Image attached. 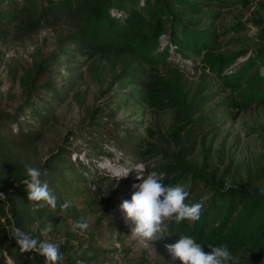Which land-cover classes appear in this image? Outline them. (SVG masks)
I'll list each match as a JSON object with an SVG mask.
<instances>
[{"label": "rangeland", "instance_id": "obj_1", "mask_svg": "<svg viewBox=\"0 0 264 264\" xmlns=\"http://www.w3.org/2000/svg\"><path fill=\"white\" fill-rule=\"evenodd\" d=\"M43 1L27 0L22 6L0 0V115L14 117L3 135L7 142L0 144L5 189L27 177L28 166L41 168L56 155L58 170L51 177L57 183H47L57 207L33 210L35 202L24 194L35 220L30 228L35 239L57 244L91 239L87 264H181L165 247L180 237L170 231V221L161 226L157 240L144 241L131 234L133 225L120 210L138 190L133 188L142 182L138 174L146 177L180 152L170 134L181 123L168 100L152 96L161 94L151 83L156 77L169 80L171 68L180 70L188 100L197 97L194 119L206 118L189 139L185 130L180 134L191 149L187 161L197 168L207 164L226 187L264 189V102L256 99L237 108L241 90L205 68L207 49L180 54L168 34L159 39L160 51L171 57L150 65L135 53L95 51L70 41L79 26L74 14L44 16L48 22L29 33L16 20L8 21L11 16L38 21ZM169 2L184 24L202 34L213 32L217 44L208 50L234 57L226 74L239 72L264 47V0ZM112 12L124 21V12ZM65 66L67 78L60 72ZM155 147L164 154L144 155ZM124 169L131 171L123 178ZM196 193L193 203L205 205L210 195L200 189ZM65 202L70 207L62 209ZM81 219L89 225L84 231L75 227ZM48 220L53 230L45 235ZM250 255L238 256L232 264H264Z\"/></svg>", "mask_w": 264, "mask_h": 264}, {"label": "trees", "instance_id": "obj_2", "mask_svg": "<svg viewBox=\"0 0 264 264\" xmlns=\"http://www.w3.org/2000/svg\"><path fill=\"white\" fill-rule=\"evenodd\" d=\"M253 1V0H248ZM19 2L18 5H26L27 0H10ZM43 14L34 22L27 18L15 19L9 17L8 21L19 22V29L25 33L32 32L41 26L46 17L58 14H74L79 21L76 33L69 40L95 51L116 50L137 54L143 61L150 65L160 62L166 63L171 54L167 50L160 51L159 39L162 34H168L170 43L180 48L181 52L191 54L200 53L199 50L207 49L203 61L205 68H209L219 76L224 75L225 81H232L233 87L241 90V105H248L254 100L264 102V47L257 49V54L249 60L239 72L235 74L224 73L233 63L234 57L214 55L209 47L217 44L213 32L202 34L200 31L184 24L173 10V3L169 0H44ZM189 5V4H187ZM191 12L196 9L189 5ZM113 8L124 12L115 17ZM127 11V12H126ZM127 13V15L125 14ZM195 12V13H194ZM198 12V11H197ZM264 38V37H263ZM211 51V52H210ZM156 53L157 57L152 54ZM180 53V54H181ZM177 54V53H176ZM185 55V54H184ZM254 74H250L252 69ZM169 80L156 77L150 86L157 87L161 95L153 97L168 100V105L175 110L178 116L177 126L171 132V139L175 141L180 152L174 154L170 164H159L152 171L165 173L163 184L165 186L182 185L189 192L187 202L193 203L197 190H202L210 195L203 205L201 220L190 223L170 222V231L178 236L189 235L201 244L205 252H210L209 246L226 244L233 259L238 256L251 254L250 258L264 262V195L260 190L250 187H226L224 179H221L208 169L207 164L200 168L187 161L191 149L187 142L181 138L182 130H185L187 139L192 137L197 128L203 125L204 117L194 119L193 111L197 101L196 95L188 100L180 85L182 75L179 69L171 68ZM14 119L10 114L0 115V144L7 142L3 135L9 132L8 123ZM1 144V145H2ZM0 145V146H1ZM164 151L155 148L145 154L163 155ZM56 155H53L40 169L47 170V175L42 176V182H49L50 186L57 183L52 180V174L58 169L55 164ZM151 171V172H152ZM24 176L5 189L8 179L4 178L0 170V264H45L44 258L38 251L21 252L14 239L17 227L21 228L31 237H35L30 228L35 223L34 216L28 213V203L24 198L27 194ZM94 241L85 239L77 243H61L60 252L63 260L60 264H87L91 259L87 253L92 250ZM232 261L229 264L233 263Z\"/></svg>", "mask_w": 264, "mask_h": 264}, {"label": "clouds", "instance_id": "obj_3", "mask_svg": "<svg viewBox=\"0 0 264 264\" xmlns=\"http://www.w3.org/2000/svg\"><path fill=\"white\" fill-rule=\"evenodd\" d=\"M65 78L70 76L67 67L60 69ZM131 170H123V178ZM137 171V170H136ZM27 179L24 181L28 193V201L35 202L38 210L45 205L52 209L57 207V197L49 188L47 182H42L41 177L46 176L47 170L28 166L26 169ZM138 173V172H137ZM165 173L152 171L145 176L137 175L142 182L133 185L134 191L131 200H124L120 210L125 215L126 221L133 225L131 234L144 241H155L156 234L161 231L165 221L182 222L187 220L195 223L201 220L203 205L199 202L188 203L189 192L182 185L165 186L163 180ZM260 195H264V189H260ZM2 195V194H0ZM70 207L69 202L61 205L62 209ZM75 227L84 231L88 229V223L81 219L75 223ZM53 224L47 222L42 230L47 235L52 232ZM19 250L21 252L38 251L44 258L45 264H60L63 255L60 246L47 240H37L17 227L14 232ZM166 250L173 260L179 259L181 264H229L232 254L226 244L220 246H209L210 252H205L201 244L189 235H182L175 244L166 245ZM79 264V262H78Z\"/></svg>", "mask_w": 264, "mask_h": 264}, {"label": "built area", "instance_id": "obj_4", "mask_svg": "<svg viewBox=\"0 0 264 264\" xmlns=\"http://www.w3.org/2000/svg\"><path fill=\"white\" fill-rule=\"evenodd\" d=\"M253 1H256L257 2V1H260V0H253Z\"/></svg>", "mask_w": 264, "mask_h": 264}]
</instances>
